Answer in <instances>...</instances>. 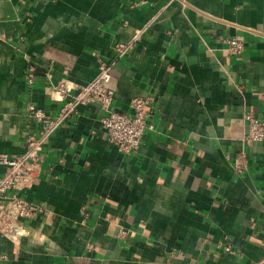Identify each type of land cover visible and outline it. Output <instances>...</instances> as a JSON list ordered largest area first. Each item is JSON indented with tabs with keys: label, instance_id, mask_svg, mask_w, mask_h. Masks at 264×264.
Listing matches in <instances>:
<instances>
[{
	"label": "crops",
	"instance_id": "0c3cea01",
	"mask_svg": "<svg viewBox=\"0 0 264 264\" xmlns=\"http://www.w3.org/2000/svg\"><path fill=\"white\" fill-rule=\"evenodd\" d=\"M99 60L110 109L152 100L138 149L121 154L100 105H78L42 145L19 192L39 211L0 234V264H264V139H243L245 112L264 121V0H0V153L39 127L28 104L56 117L54 86L86 84Z\"/></svg>",
	"mask_w": 264,
	"mask_h": 264
},
{
	"label": "built area",
	"instance_id": "2783aa9c",
	"mask_svg": "<svg viewBox=\"0 0 264 264\" xmlns=\"http://www.w3.org/2000/svg\"><path fill=\"white\" fill-rule=\"evenodd\" d=\"M141 31L133 29L125 44L118 46L123 53L126 48H133L139 40ZM227 52L230 55H238L244 47L241 36H231L224 39ZM114 64H108L99 60L98 74L86 84H74L67 86L60 81L53 88L62 104L56 117H47L41 109L33 104L26 107L29 115L39 124L34 131L27 132L24 139L23 152L15 157H9L0 153V164L4 171L0 176V234L12 240L23 229L22 222L32 218L39 209L20 196L36 177L41 167L40 151L44 141L60 123L77 114V106L97 102L103 110L100 118L102 128L105 130L106 140L123 155L134 154L140 144L141 136L146 128L147 106L152 102L150 97H133L129 106L131 113L116 112L110 109L114 94V85L110 70ZM34 67L29 65L25 72V81L33 83ZM246 124L243 139L249 142H258L264 139V121L257 118L251 112L243 114ZM241 164L235 165L236 170H241L245 165L243 154H238ZM80 212L87 217L85 206H81ZM6 255L0 252V260Z\"/></svg>",
	"mask_w": 264,
	"mask_h": 264
}]
</instances>
